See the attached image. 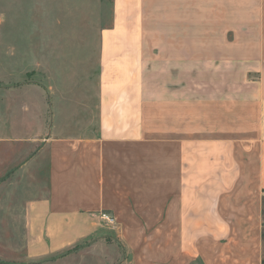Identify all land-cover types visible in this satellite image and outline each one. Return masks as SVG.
I'll list each match as a JSON object with an SVG mask.
<instances>
[{
    "label": "crops",
    "instance_id": "obj_1",
    "mask_svg": "<svg viewBox=\"0 0 264 264\" xmlns=\"http://www.w3.org/2000/svg\"><path fill=\"white\" fill-rule=\"evenodd\" d=\"M102 34L95 135L44 110L31 138L26 85L0 102V140L44 142L47 179L0 264H264V0H115Z\"/></svg>",
    "mask_w": 264,
    "mask_h": 264
},
{
    "label": "rangeland",
    "instance_id": "obj_2",
    "mask_svg": "<svg viewBox=\"0 0 264 264\" xmlns=\"http://www.w3.org/2000/svg\"><path fill=\"white\" fill-rule=\"evenodd\" d=\"M114 22L115 0H0V102L6 106L7 91L27 86L31 138L38 133L44 110L48 125L63 135L97 133L101 68L108 53L102 33ZM133 38L127 45H136ZM22 97L21 91L15 92L16 102ZM38 155L46 156L44 142L38 139L0 140V259L21 251L25 206L47 186L45 162H34ZM113 243L122 250L120 242L111 241V258ZM91 253L83 250L77 258L83 264H97Z\"/></svg>",
    "mask_w": 264,
    "mask_h": 264
},
{
    "label": "built area",
    "instance_id": "obj_3",
    "mask_svg": "<svg viewBox=\"0 0 264 264\" xmlns=\"http://www.w3.org/2000/svg\"><path fill=\"white\" fill-rule=\"evenodd\" d=\"M102 218L104 219L106 225L115 226V224H116L115 217L113 215H111L110 213H108L106 211L103 212Z\"/></svg>",
    "mask_w": 264,
    "mask_h": 264
},
{
    "label": "trees",
    "instance_id": "obj_4",
    "mask_svg": "<svg viewBox=\"0 0 264 264\" xmlns=\"http://www.w3.org/2000/svg\"><path fill=\"white\" fill-rule=\"evenodd\" d=\"M77 248V247H76ZM36 264H42L41 262H38V263H36Z\"/></svg>",
    "mask_w": 264,
    "mask_h": 264
}]
</instances>
